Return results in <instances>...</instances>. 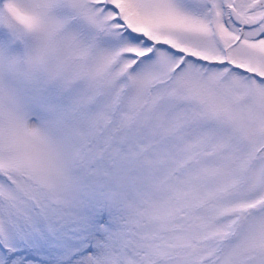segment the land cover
Listing matches in <instances>:
<instances>
[{
  "label": "snow or ice",
  "instance_id": "snow-or-ice-1",
  "mask_svg": "<svg viewBox=\"0 0 264 264\" xmlns=\"http://www.w3.org/2000/svg\"><path fill=\"white\" fill-rule=\"evenodd\" d=\"M0 264H264V0H0Z\"/></svg>",
  "mask_w": 264,
  "mask_h": 264
}]
</instances>
